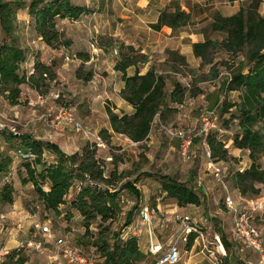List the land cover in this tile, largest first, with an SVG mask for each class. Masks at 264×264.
Instances as JSON below:
<instances>
[{
    "label": "rangeland",
    "instance_id": "1",
    "mask_svg": "<svg viewBox=\"0 0 264 264\" xmlns=\"http://www.w3.org/2000/svg\"><path fill=\"white\" fill-rule=\"evenodd\" d=\"M71 2L77 6L87 7L90 13L83 15L82 19L78 21H71L68 27L65 26L68 33L64 32L61 27L59 28L64 34L63 41L70 44L59 49V52H53L47 48L39 38L28 10H21L17 14L16 35L19 38L20 47L28 55L27 62L22 66V73L30 75L36 60L43 59L48 64L54 62L57 65L56 72L58 75L55 82L47 83V87L43 89L44 92L46 90L45 96H40L42 93L31 89L28 85H23L18 105H12L7 99L8 95H4L0 99V164L6 163L8 160L12 161L9 172L5 175L10 174V183L16 188L13 193L15 196L14 204L0 203V212L11 216L8 215L9 228L13 229L10 247L15 250L20 243L26 245L27 242L36 240L37 234L32 227L34 219L31 218L35 214L40 215L42 222L49 221L51 223L56 236L69 235L73 243L83 250L91 246L90 240L86 236L83 217L71 205L72 199L79 192V187L76 186L70 191L67 204L61 207L62 214L59 216L39 206L38 195L32 185L23 186L20 184L23 176L26 177V171L22 167L23 161L19 155V150H26L23 143L27 136L39 141L57 144L65 153L71 155L82 153L88 148L87 146L95 147L96 144L92 140L77 134L70 128L58 131L51 127L58 108L70 107L77 119L86 128L100 135L103 139L104 144L102 146L96 145L97 159L105 167V176L111 179L117 189L120 190L121 210L112 229L116 232L121 230L123 239L135 237L133 228L140 221L142 209L149 207L152 226L150 228L141 226V229L137 230L140 235L137 237L139 245L142 251L148 254L149 240L146 237H149V229L153 231L156 241L167 245L175 232V226L168 224L165 218L171 217L172 212L176 211L190 213L197 218L207 216L211 219L210 239L214 238V233H220L219 229L224 231L233 245L231 252L228 253L229 264H237L241 260L254 261L257 258L256 254L248 249L244 243L234 238L233 218L225 206V198L228 193L242 205H246V200L250 198H243L232 183L234 174L245 171L251 165L249 154L246 151H239L234 146V138L239 133L238 122H230V115L223 117L218 113V129L215 134L225 144V148L229 152L227 160L215 162L222 169L223 181H219L213 171L209 169V160L199 138H195L193 161L185 163L181 159L179 142L169 138L161 127L164 124L187 131L195 130L194 135H197L201 114L213 111L212 107L216 97L219 96L221 101H224L226 97L220 93V83L228 76L227 69L223 66L220 67L222 75L219 80L197 84V78H204L210 68L207 66L201 69L200 59H198L200 61L199 66L194 65L195 63H189L190 69L183 68L180 71H175L168 63L167 50L147 52L151 62L141 69L142 73L147 72L148 67L154 64L158 72L169 74V77L177 79L186 86L198 88L202 94L195 99L188 98L183 106L178 107V112L171 114L166 120H162L158 116L153 123L149 139L142 144L133 143L127 137L107 129H111L107 115L108 108L117 113L124 112L126 114H133L134 109L122 102L119 93L121 77L113 71V64L119 55L111 54V52L108 54L104 50L99 51L98 46L111 42L109 39L115 40L113 37H109L111 31L118 29L124 31L130 22L141 23L139 20L141 12L136 10L134 6L130 9L127 8L128 0H71ZM261 12L263 11L261 10ZM195 23L197 25L200 23V26L194 25L185 28L186 30L177 31L174 36L186 32H202L209 27V23H203V21ZM95 26H100L105 31L101 32L97 29L98 31L94 32ZM103 34L108 36L102 37ZM78 36H80L79 40L77 39ZM151 37L150 39L147 37V40H150L149 42L154 46L158 40ZM209 38L220 41L223 37L209 33ZM74 41L78 43L79 49L72 46ZM87 48L91 52H94L95 49L99 51L97 56L101 57L99 61L102 63V68H96L95 62L87 64L82 61L79 56L82 53L87 54L85 51ZM214 57L215 62L227 58L220 53H215ZM190 70L197 72V76L191 74ZM79 72L84 78L89 73H92L93 77L91 80L85 81L79 77ZM171 90L172 85L168 81V91ZM227 100L232 103L238 102L239 94L230 93L227 95ZM120 107L122 109H119ZM105 131H108V134L103 133ZM45 154V159L55 157L49 151H46ZM260 164L264 168V156L260 159ZM111 174H114L112 178ZM163 176H169L198 190L202 198V205L179 208L175 200L169 199L162 192L160 177ZM5 183L4 176L0 174V189ZM128 183L134 184L139 192V198L124 189ZM199 183L202 185L200 186ZM102 187L108 188L105 184ZM43 188L48 191L49 185L44 184ZM261 188V195L258 198H252L264 201V186ZM110 190L114 191L113 189ZM24 198L27 202L23 201ZM136 206L138 209L135 211L133 224L124 228L128 213ZM256 217V225L259 227L264 241V211ZM98 228V224L95 225L93 227L94 232L98 231ZM41 238L38 236V239ZM199 248L189 254L184 251V247L181 245L182 259L180 264H214L206 255L200 254ZM190 249L191 247H186V250L190 251ZM224 249L227 253L225 247ZM21 252L28 258L27 264H54L51 263L52 245H46L44 250L40 251L25 247ZM158 257L157 259H159ZM223 263L224 260L220 262V264Z\"/></svg>",
    "mask_w": 264,
    "mask_h": 264
},
{
    "label": "trees",
    "instance_id": "2",
    "mask_svg": "<svg viewBox=\"0 0 264 264\" xmlns=\"http://www.w3.org/2000/svg\"><path fill=\"white\" fill-rule=\"evenodd\" d=\"M262 0H252L232 16L216 13L209 27L202 32L204 42L193 43V53L201 60L200 68L210 67L204 78H197V84L205 81H217L222 72L220 67L227 69L228 76L221 81V94L225 97L221 101L216 97L213 110L225 117L230 115V122H238L239 133L234 138L236 149L249 152L251 165L243 172H237L232 177V183L244 197L254 199L262 193L264 186V168L260 159L264 156V15L261 13ZM21 10H28L33 20L35 31L47 48L59 50L69 46L63 41L64 34L59 29V21H78L83 15L90 13L85 6L72 4L71 0H0V99L8 95L12 105H18L22 94L21 87L28 85L31 89L42 93L47 83L57 80V65L48 64L45 60L37 59L30 75L22 73V66L27 62L28 55L19 45L16 35L17 14ZM206 23V22H203ZM197 25L190 14L183 11L181 6L173 2L161 11L159 20L150 27L160 32L164 27L174 32ZM209 33L222 36V40L209 38ZM169 64L175 71L189 68L186 56L177 50H167ZM215 53L227 56L222 61L215 62ZM84 62L90 61L88 54L79 56ZM151 62L148 54L142 53L131 45H122L115 71L121 75L124 88L120 94L123 100L134 109L133 114L117 113L107 109L108 119L115 134L123 135L133 143L142 144L149 139L153 123L160 116L166 120L171 114L178 112L188 98H197L202 94L198 88L184 85L169 74L160 73L156 65L142 74L141 69ZM134 68V75L128 71ZM197 76V72L190 70ZM79 77L85 81L91 80L92 73L87 77ZM168 81L172 90L168 91ZM230 93H238L239 101L232 103L227 100ZM212 131L207 138V144L215 162L228 159V149ZM108 134V131L103 132ZM23 146L36 156L33 161L22 160V167L26 177L22 178L23 186L31 184L48 212L61 215V207L67 204V197L74 187L79 192L71 201L74 208L82 217L86 229V236L91 245L97 248L96 264H143L148 260L139 245L137 237L122 238L121 230L112 229L121 210L120 190L112 180L105 176V167L97 159V148L87 146L82 153L67 155L57 144L25 137ZM46 151L52 153L54 159H45ZM50 160H52L50 162ZM12 161L0 164V174L5 176L9 172ZM21 173V172H20ZM22 174V173H21ZM114 174H111V178ZM10 177V176H9ZM162 192L169 199L175 200L181 209L188 206H201L202 198L198 190L189 187L169 176L160 177ZM44 184L49 190H44ZM107 185L108 188L102 187ZM113 187V188H112ZM113 189L114 191H111ZM124 189L139 198V192L134 184H126ZM14 185L5 183L0 189V203L14 204ZM136 206L128 213L124 228L134 222ZM68 216H70L68 214ZM98 224V231L92 229ZM223 244L228 253L233 247L223 230L219 229ZM94 239V240H92ZM194 237L189 247L193 246ZM28 258L20 251H13L5 264H27Z\"/></svg>",
    "mask_w": 264,
    "mask_h": 264
},
{
    "label": "built area",
    "instance_id": "3",
    "mask_svg": "<svg viewBox=\"0 0 264 264\" xmlns=\"http://www.w3.org/2000/svg\"><path fill=\"white\" fill-rule=\"evenodd\" d=\"M218 121L219 114L217 110L203 112L199 118L200 125L197 135H194L195 130L187 131L165 126L164 124L161 127L169 138L176 139L179 142V152L182 161L185 163L193 161L195 138H199L205 155L209 160V169L213 171L219 181H223L222 169L213 161L207 144V138L210 133L218 129ZM51 127L58 131L70 128L77 134L84 135L87 139L92 140L99 147L104 144L102 137L86 128L77 119L73 109L70 107L58 108ZM19 155L22 160L33 161L36 159V156L31 152L20 151ZM4 181L6 183L9 182V176H5ZM199 185L201 186L202 184L199 183ZM225 206L233 218L234 238L244 243L257 256L254 261L241 260L237 264H264V241L261 231L256 225V216L264 211V201L261 199H249L246 200V205H242L228 193L225 198ZM33 219L35 222L32 227L37 234L35 236L36 240L29 241L26 245L20 243L15 250L20 252L25 247H28L40 251L44 250L46 245H52L53 255L51 256V263L96 264L97 248L95 246L91 245L88 249L83 250L73 243L69 235L56 236L52 230L51 223L49 221L42 222L40 215L33 216ZM8 220L9 216L0 212V264H5L8 257L15 251L10 247L13 239L11 238L13 229L9 228ZM165 221L175 226V232L167 245L162 243L153 245L154 234L151 231L149 232L150 248L148 254L156 257L152 264H180L182 259L181 245H190L192 237H194L193 246L196 242H201V254L206 255L214 264H220L222 260L227 258V253L220 238L210 239L207 234V230L211 228V219L209 217L197 218L193 214L176 211L172 212L171 217L165 218ZM141 226H152V216L149 207L143 208L140 213V221L133 228L135 237H139L137 230H140ZM38 236L42 238L38 239ZM157 256H159V259H157Z\"/></svg>",
    "mask_w": 264,
    "mask_h": 264
},
{
    "label": "crops",
    "instance_id": "4",
    "mask_svg": "<svg viewBox=\"0 0 264 264\" xmlns=\"http://www.w3.org/2000/svg\"><path fill=\"white\" fill-rule=\"evenodd\" d=\"M128 2L129 3L126 4L127 8L130 9L134 6L136 8V10L141 12L139 15V20L141 21L142 25H141V23L138 24V22L135 21V22H130L124 31H121L120 29L111 31V33L109 34V37H113L115 40L113 41V40L109 39V41H111V42L102 44L100 47L98 46V48L100 49L99 51L104 50L108 54L111 52V54L119 55L120 48L122 45L134 46L136 49H142L141 51L146 53V54H147V52L153 51V50H163V51L177 50L181 54H183L184 56L187 57L189 63H191V64L195 63L194 65L199 66L200 61L195 57V55L193 53V43L205 41V37H204L203 32H201V31L198 33L186 32V33H181L179 36H174V33H176V32H174L173 29H171L169 27H164L160 32H157L148 26L152 25V24H156L159 20L161 11H163L164 9L169 7L171 5V3H173V2L178 3L181 6L183 11L190 14L192 16L194 22L199 23V22L203 21L206 23H210L212 21L213 16L216 13H221L224 16L235 15L239 12V10L243 6L251 3L252 0H128ZM261 10L263 11L261 13L264 15V0H262ZM70 22H71L70 20L61 21V24H59L58 27L59 28L61 27V29L64 32L68 33V30L65 26L68 27V24ZM197 26H200V23ZM65 28H66V30H64ZM97 29H99V31H101V32L105 31L100 26H95L94 32L98 31ZM105 35H107V34H103L102 37H105ZM147 37H148V39H150V37H151L154 40H158V42L155 43L153 46V44L149 42L150 40H147ZM77 39L79 40L80 36H78ZM72 46H75V48L79 49V45L75 41H74ZM52 51L53 52H59V50H55V51L52 50ZM85 51L90 56V61L84 62V63L91 64V63L95 62L96 68H98V67L102 68V63L99 61L101 57L97 56V53L99 51H97L95 49L94 52H91L89 50V48H87ZM118 59H119V56H117V59H116L115 63L113 64V71L116 74H119L114 69ZM149 68H150V66L148 67V70H149ZM128 73L130 76L134 75L135 69L131 68L128 71ZM145 73H142V74H145ZM120 77H121V75H120ZM123 88H124V83L121 80V86L119 89V93L121 92V90ZM105 90H106V88H105ZM121 100L124 104H126L128 106V104L123 100L122 97H121ZM119 109H122V108L120 107ZM118 111H120V110H118ZM110 127H111V125H110ZM107 129L110 132L111 131L113 132L112 128L111 129L107 128ZM239 151H242V150H239ZM247 153L249 154V152H247ZM67 155H71V154H67ZM54 158L55 157H53V158L51 157L50 159H54ZM23 179H24V177H23ZM20 184H22L21 181H20ZM29 185H31V184H28L27 186H29ZM14 198H15V196H14ZM23 201L27 202V200L25 198L23 199ZM38 203L40 204L39 205L40 207H43L42 202L39 201V199H38ZM33 216H37V214H35ZM33 216H31V218H33ZM10 220H11V218H10ZM34 222L35 221H33V224H34ZM150 231L153 234V231L149 229V232ZM210 231H211V228H209L207 230V234L211 238ZM149 232H148V234H149ZM144 237H146V236L144 235ZM216 237L220 238V240L222 241V237H221L220 233H214V238H216ZM146 238L149 240L148 245L150 248V238L148 236ZM214 238H212V239H214ZM199 243L200 242H196L195 245L191 247L190 251L186 250V247H187L186 245H182V246L184 247V251L186 253H189V254H192L195 249L200 247L199 249H200V254H201L202 244L200 243V246H198ZM222 243H223V241H222ZM152 244L153 245L159 244V242L156 241L154 235H153ZM155 258L156 257H154L152 255H148V260L146 262H144L143 264H152L154 262Z\"/></svg>",
    "mask_w": 264,
    "mask_h": 264
}]
</instances>
